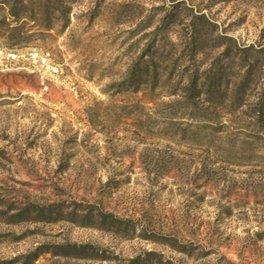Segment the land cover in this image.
I'll use <instances>...</instances> for the list:
<instances>
[{
	"label": "rangeland",
	"instance_id": "rangeland-1",
	"mask_svg": "<svg viewBox=\"0 0 264 264\" xmlns=\"http://www.w3.org/2000/svg\"><path fill=\"white\" fill-rule=\"evenodd\" d=\"M0 264H264V0H0Z\"/></svg>",
	"mask_w": 264,
	"mask_h": 264
},
{
	"label": "trees",
	"instance_id": "trees-1",
	"mask_svg": "<svg viewBox=\"0 0 264 264\" xmlns=\"http://www.w3.org/2000/svg\"><path fill=\"white\" fill-rule=\"evenodd\" d=\"M260 105L263 106V102ZM74 247H76V245H74ZM95 255H96L95 257H100L97 254ZM37 256H38L37 252H29L25 257H29L30 262H33Z\"/></svg>",
	"mask_w": 264,
	"mask_h": 264
}]
</instances>
